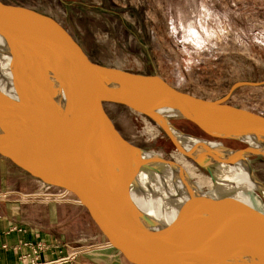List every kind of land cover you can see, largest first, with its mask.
Here are the masks:
<instances>
[{
	"label": "water",
	"instance_id": "obj_1",
	"mask_svg": "<svg viewBox=\"0 0 264 264\" xmlns=\"http://www.w3.org/2000/svg\"><path fill=\"white\" fill-rule=\"evenodd\" d=\"M0 74V157L74 207L115 254L109 264H264L262 211L155 218L138 208L130 194L137 168L152 177L165 165L180 168L126 140L104 109L116 104L148 119L213 177L221 164L189 153L171 122L243 144L231 150L216 142L244 155L246 165L250 157L264 159V116L228 103L235 89L264 82L235 83L218 99L197 97L157 74L93 62L52 18L6 0H0Z\"/></svg>",
	"mask_w": 264,
	"mask_h": 264
},
{
	"label": "rangeland",
	"instance_id": "obj_2",
	"mask_svg": "<svg viewBox=\"0 0 264 264\" xmlns=\"http://www.w3.org/2000/svg\"><path fill=\"white\" fill-rule=\"evenodd\" d=\"M6 1L52 18L93 62L157 74L173 88L197 97L218 99L235 83L264 82V0ZM228 103L264 116V85L239 87ZM104 109L126 140L174 161L199 191L219 194L222 184H216L207 171L178 153L155 124L118 106L105 104ZM171 124L183 135L215 141L231 150L245 147L236 141L211 139L187 123ZM247 166L264 189V159L250 157ZM7 168L13 173L10 183L28 190L18 195L53 192L16 167L8 164ZM211 172L214 178L223 174L219 168ZM160 174L164 176L165 171L161 169ZM150 179L155 188L162 180ZM155 188L150 193L151 203L157 197ZM132 190L134 187L130 193ZM223 190L226 192L222 189L220 193L226 194ZM251 199L264 205L260 190H254ZM222 200L214 199L217 211L222 209Z\"/></svg>",
	"mask_w": 264,
	"mask_h": 264
},
{
	"label": "crops",
	"instance_id": "obj_3",
	"mask_svg": "<svg viewBox=\"0 0 264 264\" xmlns=\"http://www.w3.org/2000/svg\"><path fill=\"white\" fill-rule=\"evenodd\" d=\"M8 164L13 166L0 157V193L12 198L0 200V264L31 263L36 245L43 246L37 256L41 262L109 264L115 254L96 237L74 207L62 200L42 197L16 201L19 192L28 190L10 183L13 173ZM25 255L28 257L23 259Z\"/></svg>",
	"mask_w": 264,
	"mask_h": 264
},
{
	"label": "bare ground",
	"instance_id": "obj_4",
	"mask_svg": "<svg viewBox=\"0 0 264 264\" xmlns=\"http://www.w3.org/2000/svg\"><path fill=\"white\" fill-rule=\"evenodd\" d=\"M57 30V28H54ZM53 29V30H54ZM3 80L0 74V82ZM63 115H68L63 111ZM75 131L83 139V130L76 128ZM62 135V134H61ZM63 136L66 137L65 133ZM182 145L194 156H198L204 164H221L222 176L214 178V182L218 185L222 184V189L226 190V194H221V188L218 187L216 196L203 193L193 186L188 180L186 173L180 169H173L172 166L165 165L163 170L164 176L159 174L162 179L159 186L151 185V173L144 168H137L135 174V186L132 190L131 198L136 206L143 211L151 214L155 218L175 217V216H198V217H216L229 209L241 208L243 210H256L264 213V205L255 204L251 199L254 190H260L264 197V189L261 183L251 174L246 165L244 155L238 153L231 154L226 151L220 144L216 142L202 141L200 139L190 137L189 135H177ZM56 138V137H55ZM62 143H66L64 137H57ZM232 161L231 164L225 165L226 162ZM111 165L118 167L113 160ZM225 168V169H224ZM162 169V168H161ZM128 170L124 168L123 171ZM162 172V171H161ZM157 197L151 203L150 193L154 190ZM143 194V195H142ZM221 197L222 209L217 211L214 199Z\"/></svg>",
	"mask_w": 264,
	"mask_h": 264
},
{
	"label": "built area",
	"instance_id": "obj_5",
	"mask_svg": "<svg viewBox=\"0 0 264 264\" xmlns=\"http://www.w3.org/2000/svg\"><path fill=\"white\" fill-rule=\"evenodd\" d=\"M41 197L42 198L50 197V198H52L54 200H61L55 193L51 192L49 195L44 194V193L43 194H33V195H29V194L18 195L16 201H27V200H29L31 198H41ZM10 199L11 198H10V196L8 194H1L0 195V200H2V201H7V200H10ZM42 249H43L42 245H36L35 247L32 248V254L34 255V258L32 259V262L29 263V264H60L61 263V261H54V262L45 261V262H41V261L37 260V256H38L39 252ZM26 257H28V256L25 255L22 258L26 259Z\"/></svg>",
	"mask_w": 264,
	"mask_h": 264
},
{
	"label": "trees",
	"instance_id": "obj_6",
	"mask_svg": "<svg viewBox=\"0 0 264 264\" xmlns=\"http://www.w3.org/2000/svg\"><path fill=\"white\" fill-rule=\"evenodd\" d=\"M111 105H114V106H118V107H121V106H119V105H116V104H111ZM121 108H123V110H127L125 107H121ZM180 122H183V123H187V124H190V125H192L191 123H188V122H185V121H180ZM193 126V125H192ZM196 128V127H195ZM206 138H208V137H206Z\"/></svg>",
	"mask_w": 264,
	"mask_h": 264
}]
</instances>
